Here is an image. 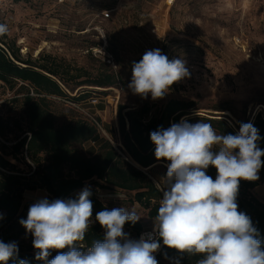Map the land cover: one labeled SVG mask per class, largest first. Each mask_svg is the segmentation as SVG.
I'll list each match as a JSON object with an SVG mask.
<instances>
[{"label": "rangeland", "instance_id": "rangeland-1", "mask_svg": "<svg viewBox=\"0 0 264 264\" xmlns=\"http://www.w3.org/2000/svg\"><path fill=\"white\" fill-rule=\"evenodd\" d=\"M104 12H110V17ZM0 20L8 27L7 46L22 58L50 55L71 70L84 69L91 79L114 73V86L74 88L71 83L65 90L70 96L88 93L77 105L101 120V136L119 151L120 105L126 106L125 112L148 103L155 113L172 98L194 100L193 115L222 117L233 126L248 123L259 111L264 115V0H0ZM104 38L107 43L102 48ZM157 48L170 61H186L190 76L174 83L163 98L153 99L151 93L143 98L128 87L132 65ZM21 91L26 90L20 84L14 88L0 84V115L20 119L26 130L22 103L14 101L23 95ZM52 99L54 113H69L66 96ZM8 136L10 146L15 133ZM98 144L76 146L91 155ZM15 163L30 170L22 162ZM146 172L161 190L162 166ZM96 181H88L85 187L93 189L106 206L135 210L142 228L154 227L150 207L136 200V191L100 187ZM82 189L73 194L75 198ZM251 191L264 202V182ZM41 198L54 200L44 189L25 193L32 204ZM132 230H137L134 225ZM161 263L170 264L164 257Z\"/></svg>", "mask_w": 264, "mask_h": 264}, {"label": "clouds", "instance_id": "clouds-1", "mask_svg": "<svg viewBox=\"0 0 264 264\" xmlns=\"http://www.w3.org/2000/svg\"><path fill=\"white\" fill-rule=\"evenodd\" d=\"M7 31V25L0 24V35ZM189 76L186 61H170L157 48L133 62L128 87L143 98L149 93L153 99L163 98L174 83ZM150 139L156 159L170 161L153 231L131 239L123 228L139 221L137 212L122 206L105 208L95 215L103 238L81 250L77 242L85 239L93 223L92 192L85 187L75 199H38L27 219L19 221L33 238L35 259L44 264H159L155 254L166 247L177 253H161L170 264H181L189 255L202 257L197 264H264V240L236 202L240 180L259 179L264 156L258 147L259 130L241 123L238 134L221 135L210 123L182 119L151 132ZM210 165L217 170L215 180L206 174ZM65 248L48 259L50 250ZM18 251L17 242L0 241V264H8Z\"/></svg>", "mask_w": 264, "mask_h": 264}, {"label": "trees", "instance_id": "trees-1", "mask_svg": "<svg viewBox=\"0 0 264 264\" xmlns=\"http://www.w3.org/2000/svg\"><path fill=\"white\" fill-rule=\"evenodd\" d=\"M0 24H3L1 20ZM6 37V33L0 35V80L11 88L20 84V89L26 90L21 91L23 95L15 97L14 101L22 103L27 123L24 130L20 119L0 115V216L3 217L0 219V241H15L19 249L18 255L10 259L8 264H18L19 260H26L28 264H44L35 259L37 250L33 248V238L19 223L21 219H27L28 209L32 205L31 201L25 200L26 191L44 189L54 200L75 199L73 194L76 191L84 188L88 181L97 179L95 183L100 187L136 191V200L150 207L149 215L155 218L163 194L143 169L154 171L157 165H161L165 176L170 161L156 159L150 133L161 127L167 129L174 123H180L182 119L191 124L201 121L210 123L221 135H236L239 132L240 125L233 126L225 118L193 115L191 110L196 107L194 100L172 98L155 113H152V106L148 103L125 112L126 106L120 105L118 119L122 143L119 151L109 139L101 136V120L83 112L77 105L87 98L88 93L70 96L65 90L71 83L76 85L74 88L85 84L114 86L117 83L114 73H105L91 79L84 69L71 70L50 55L25 59L17 50L7 46ZM56 96H66L68 99L69 103L66 105L70 110L64 116L54 113L51 108L52 98ZM248 123L259 130L261 139L258 147L264 150L263 113L259 111ZM13 132L15 141L8 146V135ZM91 141L99 143L98 151L91 155L79 151L76 146ZM261 160L259 179L240 180L236 202L238 211L251 218L260 238L264 240V202L251 191L264 182V156ZM15 161L26 164L30 170L27 171ZM29 161L34 165L31 166ZM206 174L215 180L217 170L210 165ZM90 190L93 223L85 239L77 242L78 248L81 243L92 245L94 241L103 238L104 229L95 221V215L105 208L110 210L95 195L93 189ZM132 226L128 222L123 229H132ZM134 226L136 232L143 229L138 222ZM67 250L52 249L48 259ZM164 251H167L169 257L177 255L174 250L163 247L156 255L159 264H163L161 258L164 256L161 253ZM201 258L200 255L185 256L181 264H197Z\"/></svg>", "mask_w": 264, "mask_h": 264}, {"label": "built area", "instance_id": "built-area-1", "mask_svg": "<svg viewBox=\"0 0 264 264\" xmlns=\"http://www.w3.org/2000/svg\"><path fill=\"white\" fill-rule=\"evenodd\" d=\"M103 15H104L105 17H110V12H104ZM103 42H104V45H101V47H102V48H105L106 43H107V41H106L105 38H104ZM108 61H109V63H111V60H110V59H109ZM0 84H3V81L0 80ZM94 101H97V100H94ZM70 103H72V102H70ZM99 127H100V124H99ZM153 228H154V227H145V228H143V229H142L141 231H139V232H136V231H134V230H132V229H123V231H124L125 233H128V234H129V238H131V239H139L140 236H141V234L152 232V231H153ZM90 246H91V245H88V244H86V243H81V244L79 245V248H80L81 250H85V249H87V248L90 247ZM162 249H163V247H162ZM162 249H161V250H162ZM158 253H159V252H158ZM158 253H156L155 255H157Z\"/></svg>", "mask_w": 264, "mask_h": 264}, {"label": "water", "instance_id": "water-1", "mask_svg": "<svg viewBox=\"0 0 264 264\" xmlns=\"http://www.w3.org/2000/svg\"><path fill=\"white\" fill-rule=\"evenodd\" d=\"M141 168V167H140ZM147 168L143 169V170H146Z\"/></svg>", "mask_w": 264, "mask_h": 264}, {"label": "crops", "instance_id": "crops-1", "mask_svg": "<svg viewBox=\"0 0 264 264\" xmlns=\"http://www.w3.org/2000/svg\"><path fill=\"white\" fill-rule=\"evenodd\" d=\"M40 190V189H39ZM41 190H43V189H41ZM26 193V192H25ZM49 194V193H48Z\"/></svg>", "mask_w": 264, "mask_h": 264}]
</instances>
